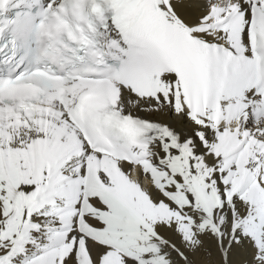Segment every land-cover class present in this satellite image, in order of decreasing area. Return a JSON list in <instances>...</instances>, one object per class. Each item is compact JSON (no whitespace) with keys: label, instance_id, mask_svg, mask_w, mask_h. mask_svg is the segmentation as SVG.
<instances>
[{"label":"snow or ice","instance_id":"1","mask_svg":"<svg viewBox=\"0 0 264 264\" xmlns=\"http://www.w3.org/2000/svg\"><path fill=\"white\" fill-rule=\"evenodd\" d=\"M0 264H264V0H0Z\"/></svg>","mask_w":264,"mask_h":264}]
</instances>
